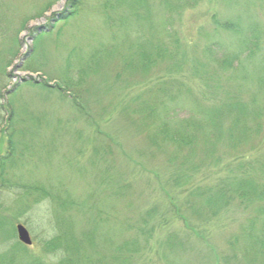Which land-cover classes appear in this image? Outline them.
<instances>
[{
  "label": "rangeland",
  "instance_id": "obj_1",
  "mask_svg": "<svg viewBox=\"0 0 264 264\" xmlns=\"http://www.w3.org/2000/svg\"><path fill=\"white\" fill-rule=\"evenodd\" d=\"M160 1L79 0L73 13L69 0H0V59L12 60L5 69L3 91L17 84L9 96L12 150L4 135L7 116L0 121V257L17 244L24 247L15 232V226L22 224L31 245L22 249L26 255L18 254L15 262L26 264V256L56 261L58 254L43 251L44 243L60 229L58 221L64 219L72 226L74 221L80 229L78 216L93 215L97 209L106 218L99 227L97 252H106L107 259L116 252L113 243L134 233L126 226L138 227L140 223H135L144 219L152 231L145 236L148 246L133 264H164L159 243L171 234L181 244L173 252L178 253L176 258L167 264H209L205 247L214 258L232 255L230 264H264V198L255 200L247 187L246 208L235 199L206 221L204 214L190 208L188 196L178 194L184 189L169 188L175 169L146 142L139 121L125 114L124 108L136 103L130 97L139 91L135 82L139 76L124 65L135 57L142 23L161 21L162 14L156 17L155 9L163 5ZM182 16L173 31L180 39L192 40L199 25L201 44L210 40L207 32L214 26V17L234 23L241 31L254 29L261 49L251 59L248 74L250 84L256 86L252 90L257 89L260 72L264 76V0H197ZM217 39L230 45L235 36L220 33ZM153 73L145 84L169 77L157 69ZM190 80L192 92L200 95L203 84ZM127 83L129 91H125ZM261 121V135L252 137L239 156L251 159L264 154V116ZM202 141L190 156L204 150ZM235 156L225 151L216 167L193 173L192 183L223 176L224 165H233ZM121 183L129 187L122 189ZM258 187L264 189V184ZM112 190L116 194H110ZM42 192L47 197L38 195ZM83 194L97 208L75 211L77 217L73 210H64L67 200ZM148 209L156 212L146 215ZM229 234L233 243L226 246Z\"/></svg>",
  "mask_w": 264,
  "mask_h": 264
},
{
  "label": "trees",
  "instance_id": "obj_2",
  "mask_svg": "<svg viewBox=\"0 0 264 264\" xmlns=\"http://www.w3.org/2000/svg\"><path fill=\"white\" fill-rule=\"evenodd\" d=\"M69 1L74 13L79 8V0ZM160 2H163V5L158 4L155 9L157 8L156 17L159 12L162 14L161 21L152 25L142 23L135 57L132 56L131 61L128 57V63L124 65L133 69L139 76L135 81L139 83L137 87L139 91L130 97V100L136 103L125 107L124 111L125 114H131L132 120L139 121L141 131L148 137L146 142L157 152V156L162 157L163 162L170 163L169 165L175 169V173L168 181L169 188L184 189L178 194L188 196V201L192 202L190 208L199 215L204 214L205 218H202L207 221V218L216 216L235 199L243 205V194L247 187L253 192L255 200L260 201L264 198V189L258 187L264 184V154L251 159L245 155L239 156L245 151L248 141L255 135H261L262 131L264 90L261 88L264 87V76H261L260 72L257 80L259 85L256 89L259 92L256 90L254 92L252 87L256 88V86L250 84L248 74L252 67L249 65L251 59L259 55L258 51L261 49L259 36L254 29L241 31L234 23L218 22L216 21L218 18L214 17V26L210 33L207 32L210 40L203 42L204 44H201L198 38L203 33L200 32L199 25L196 29V39H180L173 31V24L178 23L185 9L196 5L197 0H161ZM220 33L234 35L233 44L228 45L217 39ZM12 43L15 45L17 40L12 39ZM11 63L12 60L0 59V121L7 116L9 126L5 127L4 135L9 150H12L14 135L9 96L16 90L17 84L13 85L11 90H3L8 78L5 69ZM156 69L165 72L163 76L169 77L166 79L156 77L151 85L145 84ZM190 78L203 84L204 90L200 95L192 92ZM129 85L130 83L125 85V91L131 90L127 89ZM44 86L49 89L54 88L45 83ZM204 100L210 103L205 104ZM180 112H184V115L180 116ZM201 138H203L204 150L190 156L189 154L192 155L190 152L196 151L197 143ZM225 151L233 152L236 156L233 165H224L227 167L224 175L214 178L211 182V179H202V182L193 184L192 174L201 169L208 171L209 168L216 167ZM141 153L142 156L145 152L141 151ZM121 185L122 189L129 187L125 183ZM114 193L116 194V191L110 192V194ZM38 195L43 197L46 193L42 192ZM172 200V196L169 197V201L173 202ZM59 205L61 203H57L56 208L61 210ZM92 207H96L94 202L84 194L79 199L67 200L63 206L66 211L73 210L74 217H77L75 211H87ZM190 208L188 206L187 210L190 211ZM153 212L155 213L156 210L148 209L146 215L150 216ZM85 216L83 213L78 216L81 218L80 229L75 227L74 221L73 226L71 223L66 224L64 219L58 221L57 228L60 229H57L56 234L44 243L43 251L44 254H58L56 261L48 262L40 257L26 256V264H133L134 257L148 246L145 236L151 233L152 228L142 219L141 222L135 223H140L138 227L126 226V230L134 228V233L113 243L112 247L116 245L114 247L116 252L107 259L106 252H97L100 242L99 227L106 222V218L97 209L93 215ZM144 226L149 229L145 231ZM108 240L110 241L111 238ZM232 243L229 234L226 246ZM178 244L180 245L181 242L175 234L169 235L159 243V255L161 260H164V264H167L170 258H176L178 253L173 252ZM22 249H25V246L21 247L18 244L13 246L8 254L0 257V264H22L15 262L18 254L26 255ZM205 252L209 264L213 261L214 264H218L220 260L224 264H230L232 258L230 254L223 255L219 259L218 256L214 258L215 255L208 247H205Z\"/></svg>",
  "mask_w": 264,
  "mask_h": 264
},
{
  "label": "water",
  "instance_id": "obj_3",
  "mask_svg": "<svg viewBox=\"0 0 264 264\" xmlns=\"http://www.w3.org/2000/svg\"><path fill=\"white\" fill-rule=\"evenodd\" d=\"M15 232H16L17 240L21 244H23L25 246L31 245V238H30L29 232L27 231V229L22 224H17L15 226Z\"/></svg>",
  "mask_w": 264,
  "mask_h": 264
}]
</instances>
